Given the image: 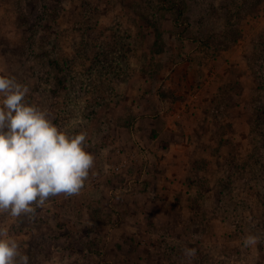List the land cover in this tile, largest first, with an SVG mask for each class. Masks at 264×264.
Returning <instances> with one entry per match:
<instances>
[{
    "label": "rangeland",
    "instance_id": "374dc122",
    "mask_svg": "<svg viewBox=\"0 0 264 264\" xmlns=\"http://www.w3.org/2000/svg\"><path fill=\"white\" fill-rule=\"evenodd\" d=\"M164 1L0 0V75L94 157L0 213L28 264H264V0Z\"/></svg>",
    "mask_w": 264,
    "mask_h": 264
},
{
    "label": "clouds",
    "instance_id": "9594fccd",
    "mask_svg": "<svg viewBox=\"0 0 264 264\" xmlns=\"http://www.w3.org/2000/svg\"><path fill=\"white\" fill-rule=\"evenodd\" d=\"M26 85L0 75V213H32L60 193H78L93 165L86 133L68 134L45 110L26 102ZM254 238H247L248 243ZM0 264H28L7 227L0 226Z\"/></svg>",
    "mask_w": 264,
    "mask_h": 264
},
{
    "label": "trees",
    "instance_id": "16d2710c",
    "mask_svg": "<svg viewBox=\"0 0 264 264\" xmlns=\"http://www.w3.org/2000/svg\"><path fill=\"white\" fill-rule=\"evenodd\" d=\"M256 1V3H260V0H254ZM164 6L166 7V9L172 10V11H176L179 15L178 18H180L183 14V10L180 7L179 3H169L168 0L164 1ZM178 18L175 21V26H178ZM48 65L53 69V71H55V80H56V85L58 86V88H60L63 84V80L61 79V74H62V69L58 63L57 60L50 58L48 61Z\"/></svg>",
    "mask_w": 264,
    "mask_h": 264
},
{
    "label": "crops",
    "instance_id": "0c3cea01",
    "mask_svg": "<svg viewBox=\"0 0 264 264\" xmlns=\"http://www.w3.org/2000/svg\"><path fill=\"white\" fill-rule=\"evenodd\" d=\"M156 138H158V137H156Z\"/></svg>",
    "mask_w": 264,
    "mask_h": 264
}]
</instances>
